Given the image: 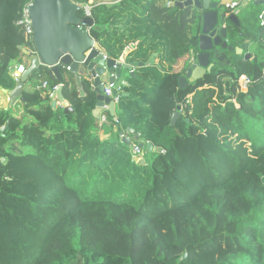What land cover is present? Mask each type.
<instances>
[{"label": "trees", "instance_id": "16d2710c", "mask_svg": "<svg viewBox=\"0 0 264 264\" xmlns=\"http://www.w3.org/2000/svg\"><path fill=\"white\" fill-rule=\"evenodd\" d=\"M175 1L182 0L91 4L89 32L100 50L119 60L131 46L125 62L143 63L120 85L118 122L107 111L111 138L97 133L90 82L81 80L80 96L66 67L62 93L72 111L51 105L59 81L46 66L22 90L21 118L0 109V193L30 201L33 211L62 212L44 234L22 223L29 244L17 253L0 246V264H264V6L250 2L238 24L227 20L231 49L219 48L211 71L180 88L202 12ZM30 2L0 0L4 89L16 83L10 61L30 63L21 48H33L31 36L16 24ZM240 74L250 80L246 92ZM121 130L152 144L142 148L143 163L132 159Z\"/></svg>", "mask_w": 264, "mask_h": 264}, {"label": "water", "instance_id": "95a60500", "mask_svg": "<svg viewBox=\"0 0 264 264\" xmlns=\"http://www.w3.org/2000/svg\"><path fill=\"white\" fill-rule=\"evenodd\" d=\"M253 3L264 5V0H253ZM173 5L178 7L190 5L202 12L198 50L192 56L186 73L178 79L179 87L183 88L211 71L214 65L211 62V57H216L215 53L219 48L231 49L225 22L227 20H231L235 24L238 22L236 14L226 15L220 11L216 0H182L175 1ZM81 10L83 11V7L73 0H31L27 7V13L32 26L33 48H21L23 53L28 56L30 63L19 75V80L16 81L12 89H3L9 99L8 107L17 98L25 103L21 95L24 85L36 69L46 66L52 70L59 81V84L49 94L51 105L54 107L60 105L65 112L72 111V107L62 93L61 67L68 66L70 71L75 74L80 96L84 95V91L80 87L82 79L89 81L96 92L97 102L93 109V115L96 116L99 113L100 106L107 104L109 114L114 116V102L103 94L104 89L108 83H113L112 94L115 95L117 89L124 82L122 73L127 71L128 75L134 76L133 68L143 63H126L125 56L128 53V48L124 49L118 62L110 58L104 59L98 43L89 32L94 21L90 16L79 14ZM240 52L241 49L237 48V53ZM245 57L248 58L249 54H246ZM154 60L155 55L151 57L149 63H153ZM122 95L128 94L122 93ZM179 115V108H177L171 115L170 123L174 124ZM5 127L6 125L0 128V133ZM127 133H133V130L127 128ZM135 139L138 141V136ZM122 142L131 145L129 136H125ZM137 146L141 149L144 146L148 150L152 149L150 142L144 144L139 141Z\"/></svg>", "mask_w": 264, "mask_h": 264}, {"label": "rangeland", "instance_id": "374dc122", "mask_svg": "<svg viewBox=\"0 0 264 264\" xmlns=\"http://www.w3.org/2000/svg\"><path fill=\"white\" fill-rule=\"evenodd\" d=\"M221 9L222 6H220V11ZM240 9L243 10L244 8ZM41 208L38 207V210L33 211L30 201L27 203L20 197H6L0 193V241L4 242L0 245L2 251L9 250L10 245L6 247V244L9 243L15 253L21 249L22 245L29 244L27 240L23 239L22 223H26L27 228L33 230L36 235L44 234L52 221L62 214L61 210L59 212L55 208L42 210ZM35 241L32 240L31 243ZM4 255L3 252H0V261Z\"/></svg>", "mask_w": 264, "mask_h": 264}, {"label": "built area", "instance_id": "2783aa9c", "mask_svg": "<svg viewBox=\"0 0 264 264\" xmlns=\"http://www.w3.org/2000/svg\"><path fill=\"white\" fill-rule=\"evenodd\" d=\"M250 2H253V0H231L229 3L226 4V7L229 8L235 14H237L241 10L240 8L244 7L245 5L249 4ZM28 5L23 10V18L18 20L16 22V24L21 26L24 29V32L31 36L32 26H31V21L28 18V13H27ZM90 9H91V4L83 5V10H84L85 16H90ZM263 14H264V11L259 15V18L261 19V22H260L261 25H263V18H264ZM263 40H264V37H263ZM101 53H102L104 59L108 58L107 55L105 54V52L101 51ZM191 59L192 58L190 57V61H191ZM116 61L118 62V60H116ZM66 69L70 70V68L68 66H66ZM24 70H25V66L23 64L19 63L16 66V68H15L16 72L12 73L15 81L19 80V75L21 73H23ZM249 82H250V80L245 74H240L238 76V79H237L239 90L242 92H246L248 90ZM42 87H47L46 81L42 82ZM113 88H114V84L108 83L107 87L104 89L103 94L105 96L109 97L114 102L113 120H114V122H118L117 117H116V106H117V103L119 101L120 89L118 88L116 91V94L113 95L112 94ZM107 111H108V105L107 104H103L102 106L99 107V113L95 116L97 127L100 128L104 124L109 122ZM118 136L120 139H123L126 136V134L124 131L121 130V131H119ZM137 144H138L137 142H131V154H132V159H134L135 162H139V161L144 160V156H145L144 150L139 148L137 146Z\"/></svg>", "mask_w": 264, "mask_h": 264}, {"label": "crops", "instance_id": "0c3cea01", "mask_svg": "<svg viewBox=\"0 0 264 264\" xmlns=\"http://www.w3.org/2000/svg\"><path fill=\"white\" fill-rule=\"evenodd\" d=\"M120 0H88V4H93V3H107V4H112V3H115V2H118ZM231 0H216V2L218 3V9L220 10V6H222V9L221 11L223 13H225L226 15L228 14H235L234 12H232L229 8L226 7V4L229 3ZM248 5H245L243 8L247 7ZM264 6V5H263ZM224 7V8H223ZM264 11V8L262 9L261 13ZM260 13V14H261ZM259 14V15H260ZM237 15V14H236ZM226 24V22H225ZM128 51L131 50V46H128ZM247 54H249V56L251 55V52H248ZM191 58H192V55H191ZM156 60V59H155ZM154 60V61H155ZM19 63L16 61V60H12L10 61V64H9V73L10 75L12 76L13 78V75L12 73L16 72L15 71V68L16 66L18 65ZM123 76H124V81H125V78L128 75V72L127 71H124L123 73ZM15 81V80H14ZM16 82V81H15ZM25 86V85H24ZM24 88V87H23ZM3 89L2 87H0V109H4V110H7L9 112V115L11 118H21L24 114V111H25V107H26V104L21 102L20 99H15L12 103H11V106L8 107V104H9V99H8V96L3 92ZM7 90V89H6ZM9 90V89H8ZM22 95V94H21ZM23 97V96H22ZM57 106H60V105H57ZM97 133L99 135V137L101 139H109L112 137V133H111V130H110V122H107L106 124H104L102 127H97Z\"/></svg>", "mask_w": 264, "mask_h": 264}, {"label": "flooded vegetation", "instance_id": "af4514ba", "mask_svg": "<svg viewBox=\"0 0 264 264\" xmlns=\"http://www.w3.org/2000/svg\"><path fill=\"white\" fill-rule=\"evenodd\" d=\"M215 54H216V57H214V58H216V59H220L223 56V53L220 52V50H217Z\"/></svg>", "mask_w": 264, "mask_h": 264}, {"label": "clouds", "instance_id": "9594fccd", "mask_svg": "<svg viewBox=\"0 0 264 264\" xmlns=\"http://www.w3.org/2000/svg\"><path fill=\"white\" fill-rule=\"evenodd\" d=\"M83 7V5H81ZM84 11V10H83ZM84 15V14H83ZM102 51V50H101ZM193 56V55H192ZM120 88V87H119Z\"/></svg>", "mask_w": 264, "mask_h": 264}]
</instances>
